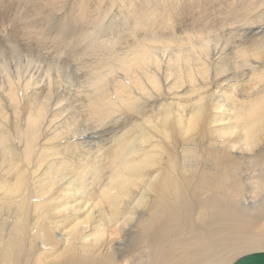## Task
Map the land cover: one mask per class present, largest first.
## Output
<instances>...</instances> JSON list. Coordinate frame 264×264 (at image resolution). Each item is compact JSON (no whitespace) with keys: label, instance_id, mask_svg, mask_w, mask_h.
<instances>
[{"label":"bare ground","instance_id":"6f19581e","mask_svg":"<svg viewBox=\"0 0 264 264\" xmlns=\"http://www.w3.org/2000/svg\"><path fill=\"white\" fill-rule=\"evenodd\" d=\"M10 8L36 46L56 17L52 52L0 40V264L264 252V0Z\"/></svg>","mask_w":264,"mask_h":264},{"label":"rangeland","instance_id":"374dc122","mask_svg":"<svg viewBox=\"0 0 264 264\" xmlns=\"http://www.w3.org/2000/svg\"><path fill=\"white\" fill-rule=\"evenodd\" d=\"M17 3V1H15V4ZM72 3V2H71ZM11 11V12H10ZM14 12V13H13ZM9 13H10V15H9ZM17 14V15H16ZM19 13H17V12H15L14 10H13V8L11 9H9L7 12H5L3 15H0V16H3V18H4V20H5V24L6 25H2L1 24V21H0V24L4 27V28H6V30L5 31H7V33H5V31L3 32V27L0 25V37L2 36L3 37V39H0L1 41L3 40V44H5L6 43V45H7V39H9V37L10 38H14V39H17V41H15L13 44L14 45H16V46H18V47H20V48H25V49H27V50H29L31 47H35L36 46V42L33 40V42L32 41H30V42H28V40H27V37L26 36H22V35H20L19 33H15L14 34V32H12L16 27H17V25L19 26L22 22V20H21V17H20V15H18ZM13 15V16H12ZM56 17V16H55ZM55 17L54 18H52V20L50 21V19H49V21H46V22H48V25H47V28H45L46 29V33H45V36L44 37H47L46 39V41L45 42H42V43H40V42H37L38 43V45L36 46L37 48H38V46H39V48L38 49H42V53H48V52H50L51 51V48H53V44H52V42H50V39H51V37H54L55 36V34H52V32H54L53 30H51V29H49L50 28V24H52V22L54 21V19H55ZM10 19H12V20H10ZM15 19V20H14ZM19 19V20H18ZM42 20H41V18H39V19H36L34 22L35 23H40ZM7 22V23H6ZM11 22V23H10ZM16 22H18V23H16ZM10 23V24H9ZM14 23H16V24H14ZM16 26V27H15ZM9 27V28H8ZM9 29H10V31H9ZM45 29H43V30H45ZM51 31V32H50ZM3 33V34H2ZM8 34H9V36H8ZM4 36H8V37H6V38H4ZM49 43V44H48ZM40 44H42V45H40ZM44 44V45H43ZM50 45V48L48 47ZM44 46V47H43ZM52 46V47H51ZM45 48V49H44ZM48 49V50H47ZM53 51H58V49L55 47L54 49H53ZM62 51H65V50H62ZM52 52V51H51ZM63 56H66L65 54L64 55H62V57ZM246 255H248V254H246ZM246 255H244V256H246ZM243 257V256H242Z\"/></svg>","mask_w":264,"mask_h":264},{"label":"water","instance_id":"95a60500","mask_svg":"<svg viewBox=\"0 0 264 264\" xmlns=\"http://www.w3.org/2000/svg\"><path fill=\"white\" fill-rule=\"evenodd\" d=\"M235 264H264V252L243 256Z\"/></svg>","mask_w":264,"mask_h":264},{"label":"snow or ice","instance_id":"6c2138e0","mask_svg":"<svg viewBox=\"0 0 264 264\" xmlns=\"http://www.w3.org/2000/svg\"><path fill=\"white\" fill-rule=\"evenodd\" d=\"M247 147L249 151H252L255 148V145L252 143H249Z\"/></svg>","mask_w":264,"mask_h":264}]
</instances>
